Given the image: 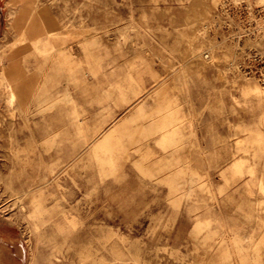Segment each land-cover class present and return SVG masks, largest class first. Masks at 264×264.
I'll list each match as a JSON object with an SVG mask.
<instances>
[{
  "label": "rangeland",
  "instance_id": "rangeland-1",
  "mask_svg": "<svg viewBox=\"0 0 264 264\" xmlns=\"http://www.w3.org/2000/svg\"><path fill=\"white\" fill-rule=\"evenodd\" d=\"M21 58L0 264H264V0H0V72Z\"/></svg>",
  "mask_w": 264,
  "mask_h": 264
},
{
  "label": "bare ground",
  "instance_id": "bare-ground-1",
  "mask_svg": "<svg viewBox=\"0 0 264 264\" xmlns=\"http://www.w3.org/2000/svg\"><path fill=\"white\" fill-rule=\"evenodd\" d=\"M32 14L33 16H35L34 13ZM27 16H29V14L26 15V13L22 14L21 16H16L13 21V26L15 28V32L19 34V41L26 42L30 40L33 44V40H38V37H40L43 33L39 32V27L37 26L38 24L35 22V20H32V22H30L29 25L25 28ZM32 44H28V50H30ZM22 59L23 58L16 60L10 66V68H2L0 72V95H3V93L7 91L9 94H11V96L15 97L16 99H20V102H29L30 98H33L35 94L33 86L34 79L32 77L33 75L26 74L24 67L22 66ZM262 96L264 97V90H262ZM247 130L248 129H245L243 131ZM234 135L238 134L236 133ZM246 140L248 139H242L241 141H239V143L242 144L243 141L245 142ZM248 155L255 159L257 156V151L255 150L254 152H252L250 147L246 146L245 144L239 146L237 142V144L235 143L233 150H231L229 158L235 161L234 167H237L238 163L236 160L248 158ZM259 177L264 179V169H262ZM262 220H264V218H262Z\"/></svg>",
  "mask_w": 264,
  "mask_h": 264
}]
</instances>
